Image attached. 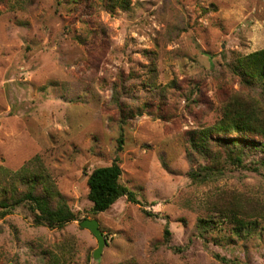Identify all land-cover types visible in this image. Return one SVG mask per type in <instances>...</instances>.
I'll use <instances>...</instances> for the list:
<instances>
[{
  "label": "rangeland",
  "instance_id": "1",
  "mask_svg": "<svg viewBox=\"0 0 264 264\" xmlns=\"http://www.w3.org/2000/svg\"><path fill=\"white\" fill-rule=\"evenodd\" d=\"M262 48L264 0H0V167L39 158L77 215L61 229L26 205L0 217V264H264V153L239 166L217 140L238 136L214 131L221 173L202 181L191 173L214 155L189 142L234 100L264 113L261 88L229 68ZM114 159L140 203L94 215L88 174ZM234 205L239 233L223 217ZM84 219L103 234L98 258Z\"/></svg>",
  "mask_w": 264,
  "mask_h": 264
},
{
  "label": "trees",
  "instance_id": "2",
  "mask_svg": "<svg viewBox=\"0 0 264 264\" xmlns=\"http://www.w3.org/2000/svg\"><path fill=\"white\" fill-rule=\"evenodd\" d=\"M229 68L239 78L240 83L246 86H259L264 94V48L236 57L230 63ZM232 102L234 103L225 105L223 117L212 128L192 132L189 142L191 147L198 149L199 152L205 155L213 154L208 151L212 139L211 133L214 131L234 133L238 136L237 138L217 140L225 143V148L234 154L230 156L234 163L250 169L251 166L243 164V155L246 150L264 153V141H258L260 139L258 138V140H250L252 141L250 142L245 140V137H264V113H257L259 116H256L254 111L250 112L251 110L246 111L236 107L238 101ZM121 142L122 139H119V143ZM216 160L215 154L211 163L203 166V173L192 172V177H201L202 181L213 179L214 175L221 173L220 167L216 166V163H219ZM253 169L258 170L256 166ZM121 174L122 170L117 159H114L109 165L94 168L88 174L87 197L92 203V214L104 212L122 196L132 203H140L135 193L121 183ZM21 205H26L29 208L32 221L38 226L61 229L69 222L77 220V215L71 211L63 196L58 192L39 158L32 159L16 171L0 167V217L11 214L16 207ZM242 210L240 206L234 205L233 208L225 209L223 212L224 218H229L234 222L236 233L246 229V225H248L246 220H242L238 216ZM146 213L153 215L151 212ZM198 227L206 231L211 227L210 221L201 220ZM169 234L166 227L164 237L168 238ZM61 250L62 255L66 253L65 248ZM220 259L227 262L225 258ZM59 260L60 258L56 256L53 262L58 264Z\"/></svg>",
  "mask_w": 264,
  "mask_h": 264
},
{
  "label": "water",
  "instance_id": "3",
  "mask_svg": "<svg viewBox=\"0 0 264 264\" xmlns=\"http://www.w3.org/2000/svg\"><path fill=\"white\" fill-rule=\"evenodd\" d=\"M80 225L84 228H87L97 239L98 246L94 251L93 256L94 258H98L105 243L103 234L98 225V221L96 219H84L81 221Z\"/></svg>",
  "mask_w": 264,
  "mask_h": 264
}]
</instances>
